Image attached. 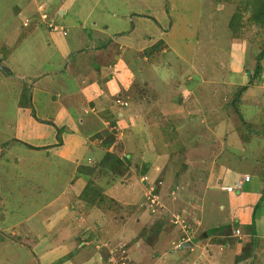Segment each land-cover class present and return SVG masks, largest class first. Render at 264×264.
<instances>
[{
  "label": "rangeland",
  "instance_id": "obj_1",
  "mask_svg": "<svg viewBox=\"0 0 264 264\" xmlns=\"http://www.w3.org/2000/svg\"><path fill=\"white\" fill-rule=\"evenodd\" d=\"M69 1L66 2L68 12L65 16H61L63 20L55 21L52 17H48L47 20L42 18L44 21L38 25L37 31L34 32L35 29H33V33L25 35L24 40L20 39L14 46V61L11 60L12 63L7 61V66L12 73L7 74L0 70V197L4 198L3 208L7 211L4 213L2 209V215H0V240L18 241L14 235V228H11L12 224L23 220L26 218L24 216L49 203V200L54 199L63 190L68 181V176L56 166L58 163L45 159L44 150H31L32 153L26 151L28 149L21 144L15 143L17 137L14 136L13 140L12 132L6 125L15 120L16 102L31 107L29 100L34 82L47 74L51 77L55 76L49 86H46L52 93L50 98H55L58 94L59 102L68 106L72 112L71 107L81 101L79 88L86 75H84L85 64L90 65L96 61L86 45L102 43L103 40L105 43H113L110 42L112 39L123 42L122 39L117 40L118 34L123 29H131L133 23H137L139 12L144 11V14H149L147 10H144L145 5L151 6L155 4V1L159 3L162 0ZM215 1L227 3L223 12L216 11V8H211L209 11L205 8V5L207 7L209 5L204 0H174L176 8L171 13L172 20L165 16L163 22L168 24L175 22L178 29L170 30L167 25L160 29L152 28V26L141 28L139 25L140 28L136 32L139 39L150 37L154 40L159 33L164 39L157 40L152 49L150 48L153 55L148 57L152 60L151 68L159 69L157 70L161 72L164 82L160 86L161 90L156 89L151 91V94L149 90L146 92L153 100L150 103L151 112L147 114L146 122L149 125L157 122V127L160 128L158 131L160 139L153 137L141 139L145 143L142 147L133 139L128 142V138L137 134L130 122L127 133H122L123 135L113 142L114 146L111 145L110 149L108 146H102L104 154L94 163V168L99 170L100 176L102 175L100 186L106 188L109 184H115L116 187L123 188L125 191L122 195L125 201H121L118 194L115 196L111 194V197L108 196L113 201L110 209H114L115 213L113 215L104 213V216L101 213V216H96L100 208L91 205L86 209V203L80 198L77 199L73 192L66 191L59 198L58 207L66 205L69 209L67 212L66 208H63L64 210L61 211L63 217L66 213L67 219L78 217L88 227L96 224L104 228L99 243L111 246L112 243L106 239L112 240L115 250L111 252L116 254V257L127 255L129 261L130 258L131 261L137 259L135 249L130 251L127 249L136 233H138L136 238H141L143 243L151 246L150 254L157 256L164 252V255H170L172 247L180 249L182 245L178 247L176 246L178 244H172V241H176L186 232L189 235L194 234L197 239L205 233L203 237L209 239L206 243L212 244L209 250H213L212 254L215 256L211 264H264V204L261 206L259 202L264 199V90L249 89L252 95L246 91L248 89L246 86L251 80L264 75V26L253 21L254 24L249 23L252 13L250 9L259 10L262 1L258 3L255 0H235V4L242 10L231 4L233 0ZM1 3L0 8L4 9L3 2ZM162 5H165L164 8L167 10L166 2ZM231 19L234 25L236 23L234 21L238 19L236 30L230 28ZM195 20L198 23L197 28ZM149 21L152 20L149 19ZM55 25L65 29L66 34L63 36L60 32L53 31L57 28ZM96 29L103 34L96 33ZM8 30H0V37ZM166 32L170 33L167 37H165ZM122 33L125 34L124 31ZM52 36L58 37L57 47L60 52L64 47L70 49L64 58L58 56L57 50H53ZM167 42L176 49V56L171 53L172 58L176 57L174 64L167 60V56L170 55L168 51L165 53V50H170ZM125 43L135 50L139 48L135 42ZM3 45L4 43L0 44V48ZM116 48V44L114 47L108 45V59L104 58L103 63H111L112 54H116ZM7 50H9L8 47L2 48L1 61L6 62V55L3 52ZM135 50L128 53L134 54ZM73 51L76 52V56L72 53ZM251 54L253 57H250ZM46 55L47 59H45ZM38 57L41 59L37 61ZM225 58L226 61L223 64ZM164 62L172 64L167 72H165L167 66ZM98 63L102 61L99 60ZM235 65L238 68L237 72L243 71L244 74L233 73L232 68ZM25 66H28L30 71L25 78H18L16 75L26 74L27 70L23 69ZM256 67L259 68L255 72ZM249 71L250 75H248ZM136 72L137 67H134V73ZM138 76L142 77L141 79L147 77V70L146 73L141 72ZM262 79L259 80L263 81ZM241 80L244 82L241 83ZM43 81L47 82L45 79ZM238 82L241 83L239 88L236 87ZM142 85L143 83L136 81L132 93L137 94L142 89L147 90L142 88ZM42 86H45L42 82H35L36 88H42ZM241 93L244 94L240 104L248 102L252 106L251 111L245 110V105L238 108L236 101ZM77 95L78 97L74 98ZM162 102L170 104L169 107H172L173 111L161 114L159 108H156L158 110L154 112L155 107H159ZM174 104L178 111H174L176 110ZM250 106L246 105V108L250 109ZM253 106L259 108L258 113L253 112ZM137 115L141 114L137 113ZM91 120L89 119L88 125L90 127L95 124V122L92 124ZM45 122H48L52 129L57 128L52 120ZM163 136L166 137L167 142L160 141ZM109 137L111 138L109 135L103 142L108 143ZM127 143L135 144L134 149L141 150V156H137L139 152H133V155L131 152L126 153V155L130 154L127 158L129 165L121 151L124 147H130ZM4 150L5 153H3ZM115 151L116 156L120 155L119 158L124 162L117 164L114 169H109L105 155L113 154L112 152ZM13 153L14 158L11 161ZM17 155L21 156L22 162L17 163L15 159L18 158ZM144 160L150 161V165L154 164V160L160 161L156 170L153 168L154 179L148 180V183L146 180V182L142 181L139 176L143 170ZM64 163L68 167V172L70 168L73 170L72 163ZM80 165L76 167V175L77 179L80 178L85 185L89 180L92 181L91 175H87L86 180L85 175L78 171ZM130 165L134 173L126 176L124 174ZM227 168H230L232 172L227 171ZM30 174L33 175L30 176ZM252 175H256L252 184H256V181L260 187L257 191L258 196L255 199L252 198L253 200L247 206L234 207L230 200L236 202L233 198L243 193ZM245 176H248L249 180L242 184L238 192L227 191V187L233 185L235 179L244 180ZM128 187L134 193L130 192ZM257 203H259L258 207L254 208ZM241 207L247 209L242 214L239 211ZM129 211L133 213L139 211L140 214L149 215L147 219H150V222L144 227L145 217L142 215L140 219L142 226L134 228L127 224L124 227L122 225L124 213ZM246 213H250L249 219L247 215L245 216ZM253 215L255 232L252 233L248 225ZM108 217L111 218L110 223H108ZM39 218V215H35L31 220L39 221ZM160 220L166 222L162 231L165 234L155 238L152 236L154 241L148 244L145 236L142 235V229L152 227ZM137 223L140 225L139 221ZM220 225H223L221 232L223 236L220 237V239L223 238V243L216 241L218 236H215V232H210L212 228L220 227ZM137 229L139 232L136 231ZM94 231L95 229L92 230ZM105 233H107L106 236ZM168 235L169 239H166ZM152 237L148 239L153 240ZM25 242L27 240L24 239L23 243ZM242 247L245 249L244 254H248L249 260L246 259V261L249 262L247 263L245 259L235 261L237 255L241 254ZM18 249V246L11 242L7 247H0V252L3 253L6 250L14 252ZM168 255L165 260L169 262ZM149 256L140 264H152L153 262L149 260L151 255Z\"/></svg>",
  "mask_w": 264,
  "mask_h": 264
},
{
  "label": "crops",
  "instance_id": "obj_2",
  "mask_svg": "<svg viewBox=\"0 0 264 264\" xmlns=\"http://www.w3.org/2000/svg\"><path fill=\"white\" fill-rule=\"evenodd\" d=\"M4 1L5 0H0V6H2L1 2H3L4 6V9L0 8V30H9L1 35L0 44L4 43L2 47H8L10 51L5 56L6 62L3 60L1 61L0 59V70L4 73L10 74L12 71L10 70V67L7 66V61H10V63L14 61V46L18 44L20 39L24 40L25 35L33 33V29H35L34 32L37 31L38 25H41L44 20L48 19V17H52L55 21L62 19L61 16H65L69 10L66 6V2L70 1L7 0L5 2L6 4ZM173 1L174 0H162L159 3H156L155 1V4L151 6L145 5L144 10H147L149 14H144V11L139 12L137 23H133L131 29H123L122 32L124 31L125 34L122 32H116L119 33L117 40L121 41L122 39L123 42H118L115 39H112L113 41L110 40V42L113 43H105V40H103L102 43H91L90 45H86V48L92 52L96 61H93L90 65L85 64L86 71L84 75H86L81 87L79 88L81 101L79 103H75V105L71 107V109H73L72 112L68 109V106L59 102L57 99L58 94L55 95V98H50L52 93L49 92V89L46 88V86H49L55 76L51 77L47 74L46 76L39 77L36 80L37 82H42V84L45 85L42 86L43 89L39 87L36 88V81L34 82L29 100L31 107H28L25 104L20 105L18 101L16 102L17 105H15L14 108L15 120L6 125V127L12 132L13 140L17 137L15 143H19L23 147L27 148L28 150L26 151L36 149L44 150L46 152L45 159L53 161V163H58L56 166L64 171V175L68 176V181H66L63 190L56 197H54V199L49 200V203L42 206V208L38 207L29 215L24 216L26 218L23 220L12 224L11 228H14V235H16V239H18V241H11L10 239L0 240V247H7V245L11 244V242H14V245L18 246L19 249L14 252H9L8 250L3 253L0 252V264H140L144 258L150 257L149 255H151V259L149 260L153 262L152 264H211V262L214 261L215 256L212 254L213 250H209L212 244L206 243L209 239H204V235H201V238L199 239L195 238L194 234L189 235L186 232L180 235V238L176 241H172V244H190L186 247H181L180 249L172 247V250H170L171 254H167L169 258L168 262L165 260L167 255H164V252L160 255L157 254V256H159L158 258H156L157 256H155V254H150L151 252L149 250L151 246L143 243L141 238H136L138 234L136 231L139 232L138 229L135 231L136 234L132 237L131 243L127 246L128 251L135 249V258L137 259L131 261L130 258L129 261L127 255L123 257H116V254L114 255L112 253V250H115V245H113L114 242L112 240L106 239V241L112 243L111 246L110 244L99 243V240L103 235L104 228L102 229L100 225L96 224L93 225L94 228L93 226L88 227L83 224V221L78 217L67 219V214L65 213V216L63 217V214L61 213V211L64 210L63 208H66V205L58 207L60 205L58 203L59 198L61 195L66 193V191H70L71 193L73 192L78 199L80 192L86 185H83L80 178L77 179L78 176L76 175V167L80 164H86V166L94 167V163L97 162L104 154V147L108 146L110 149L114 146L113 142H115L119 136L123 135L122 133L126 132L128 124H131L130 122H132V127L137 131V134L132 136L130 139L128 138V142L133 139L142 147L145 143L144 140L141 139H149L150 137L160 139V132H158L160 128L157 127V122H152L151 125L146 122V116L149 112H151L150 103L153 102L151 96L149 95V97L146 92L149 90L151 94V91H155L156 89L161 90L160 86H162L164 82L162 76L160 75L161 72L159 73L158 71L159 69H152V60L148 59L150 55H153L152 52H150V48L156 44L157 40L162 41L164 39L160 37V33L158 36L159 38L157 37L154 40L150 37L146 39H139L138 36H136V32L140 26L141 28H144L145 26H152V28L159 27L160 29L167 25L170 30L178 29L175 22H170L169 24L163 22V17L165 18V16H168L172 20L171 13L176 8ZM163 2H166L167 10L164 8L165 5H162ZM204 2H207L209 5L208 7L205 5V8L209 9V11L211 8H216V11L223 12L227 6L226 2H214V0H204ZM235 3V0L231 1V4L235 5V8L238 7L242 10V8ZM250 10L252 11V8ZM42 14H46V18L44 20L42 19ZM149 19L152 21H149ZM249 23L254 24L252 20ZM195 24L197 28L198 23L196 20ZM208 25H210V22H208ZM56 27V30L53 31H58L63 36L66 34L65 29L59 26ZM26 29L30 30L25 31ZM95 32L103 34V32L99 31V29H96ZM168 35H170V33H167L165 37ZM57 38L58 37L51 38V40H54L53 50H57L58 56L64 58L70 49L64 47L63 51L60 52L57 47ZM125 42H135L138 44L139 48L135 50ZM115 44L117 45L116 54H112L113 57L111 63H103L104 58L108 59V45L114 47ZM167 44L170 47V50H165V53L168 51L170 54L167 56V60L170 61L169 63L174 64L176 62V57L172 58L171 53L173 56H176V49H173L174 47L170 44V42H167ZM49 45L50 44H48V46ZM134 50V54L128 53V51ZM1 53L2 52H0V55ZM72 53L76 56V52L73 51ZM47 55L45 59L48 58ZM250 57H253V55L251 54ZM40 59L41 58L38 57L36 60L38 61ZM99 60H101L102 63L99 64ZM225 61L226 58L223 64ZM218 62L221 67L220 59ZM169 63L164 62V65L167 66L165 72L169 71L171 68L172 64L170 65ZM134 67H137L136 73H134ZM23 69L27 70L26 74L21 73L20 69L19 72L21 75L15 74L18 78H25L30 71L28 66L23 67ZM146 70L147 77L141 79L142 77H139L138 74L141 72L146 73ZM237 70L238 68L235 65L232 68V72L236 74H244L243 71L237 72ZM250 74L251 72L249 71L248 75ZM261 78L264 79V75H260L258 79L251 80L249 84L250 87H248L249 85L246 86V88H248L246 91H248L250 95L253 93L250 92L249 89L264 90V80H259ZM43 79L47 82L44 83L45 81H43ZM136 81L138 83H143L142 88H147V90L142 89V91L140 90L137 94L132 93V88L135 86ZM243 82L244 81L241 80V83ZM241 83L238 82L236 87L239 88ZM233 85L234 83L232 86ZM243 94H240L236 104L238 105V108L245 105L244 109L251 111L252 106H250L248 102L240 104ZM77 97L78 95L74 98ZM174 105L176 107V110L174 111H178L176 104ZM246 105H249L251 108H246ZM169 106L170 104L162 102L159 107H155L156 111L154 112H157L158 109L156 108H159V111L162 112L161 114L164 112L169 113L170 111H173L172 107ZM253 107V112L258 113L257 111L259 108L257 106ZM137 113L141 115L139 116ZM89 119H92V124L95 122V124L91 127L88 126L90 123ZM49 120H52L57 125V128L55 127L52 129L50 127L51 125H49L48 122H45ZM59 126H61L60 131ZM65 126H67L66 129L64 128ZM109 135L111 136V138L109 137V142L106 143L104 141V143L103 140ZM160 141H164V138ZM134 145L135 144H128L127 146L130 147H124L121 150L123 152L122 156L128 158L130 154L126 155L127 152H131L132 155L133 152H139L137 156H141V150L137 151L136 148L134 149ZM31 152L33 153V151ZM3 153H5V150ZM112 153L115 154L116 151ZM117 156L119 157L120 155ZM13 158L14 153L11 157V161H13ZM15 159L17 163L22 162L23 160L21 156H18V158ZM154 161L153 165H150V161H143L142 164H145L143 168L146 171L141 170L142 173H140L139 176L142 181H147L148 183V180L154 179V176L152 175V171H154L153 168H157L160 164V161ZM64 162L72 163L73 170L70 168L71 170L68 172V167H66V163ZM12 168L13 165L11 164V169ZM98 171L95 170V172L90 176V179L101 187L100 184L102 178L100 179V177L102 175L100 176ZM132 171V165H130L124 175H132L134 173H132ZM227 171L232 172L230 168H227ZM31 175L33 174H30V176ZM85 177L87 180V175H85ZM255 177L256 175H252L251 181L247 186H245L243 193H239L235 198H233L236 201L235 203L230 200L231 205H234V207H238L239 205L247 206V204L253 200L252 198L255 199L258 196L257 191L260 187H258V183L256 181V184H252ZM250 184H252V186ZM128 188L130 192L134 193L130 190V187ZM102 190L107 197L111 194L114 196L118 194L121 197V201H125V198L122 195V192L125 190L119 186L116 187L115 184H109L106 188H102ZM3 199L4 198L0 197V215H2V209H4V213H7L5 210L6 208H3ZM259 202L262 206V204H264V199ZM24 208L25 207H23V209ZM65 210L67 212L69 211L68 208ZM245 210L247 209H243L241 207L239 209V211H241L240 214H242ZM98 211L99 212H96V216H101L102 214L104 216V213L107 215H113L115 213L114 209H110V207L105 210L100 209ZM240 214L239 216L237 215L239 218ZM249 214L250 213L245 214L248 219ZM35 215H39V221L31 220V218ZM124 215L125 216L122 221V225H124V227L127 224L131 225V227L134 226V228L142 226L140 221L142 215L145 217V220L143 221L144 227L146 226L145 224L150 222V219H147V216L149 215L146 216L142 213L140 214L139 211L136 213L129 211L128 213H124ZM107 219L108 223H110L111 221L109 220L111 218L108 217ZM138 221L140 225L137 223ZM94 229L95 231L92 232ZM192 231L194 233V230ZM106 234L107 233H105V236ZM161 234H165V232H161L158 236ZM24 239L27 240V242L23 243ZM166 239H169V235ZM133 245L134 248H132Z\"/></svg>",
  "mask_w": 264,
  "mask_h": 264
},
{
  "label": "trees",
  "instance_id": "obj_3",
  "mask_svg": "<svg viewBox=\"0 0 264 264\" xmlns=\"http://www.w3.org/2000/svg\"><path fill=\"white\" fill-rule=\"evenodd\" d=\"M255 1H257L258 3H260V1H262V3L260 5V7H259L260 8L259 10H256L254 8L252 9V13H251V17L250 18H251V20L253 22L261 23L264 26V0H255ZM234 22H236L235 25L233 24V20L231 19L230 28L232 30H236L235 26H236V24L238 22V19L235 20ZM2 48H1V52H2ZM9 51H10V49L5 51V52H3L4 55H7ZM258 68L259 67L255 68V72L257 71ZM19 104L21 105L22 103L19 102ZM163 138H164V141H165L166 137L163 136ZM165 142H167V141H165ZM105 157H106V160L108 161V163H106V164H107V167H109V169H114V167L117 164H119V163H121L123 161L122 159H120L115 154H106ZM126 160L128 161L127 158H126ZM127 164L129 165V161H128ZM144 166H145V164L143 165V167ZM95 170H96V168L89 167V166H86V165H80L78 167V171L80 173L84 174V175H92L95 172ZM143 170H145V169L143 168ZM79 198L86 203V206H87V208L85 207L86 209H88L91 205H95V206H97V208L105 210L106 208L110 207L111 203H113V201L109 197H107L106 195L103 194L102 188L99 187L97 184H95L94 182H92L90 180L87 182V184L84 186V188L80 192ZM258 205H259V203H257L254 208L258 207ZM163 221L160 220V221L154 223L152 225V227L150 226L147 229H142V235L145 236V239L147 240L146 242L148 244H151L154 241V238L157 237L164 230V226L166 225V222L165 221L163 222ZM253 221H254V215L252 216L251 223L248 225V226H250L249 228H251V232L252 233L255 232L254 229H253V226H254ZM245 225H247V224H245ZM222 231H223V225H220V227L218 226L216 228H212L210 230L211 233L215 232V236H218L216 238L217 242H222L223 243V241H224L223 238L220 239V237L223 236L221 234ZM224 235H227V234H224ZM152 236H154V238ZM150 237H152L153 240L152 239H148ZM252 243L254 244V239H253ZM243 251H245V249L242 247L241 254L237 255V257L235 258L236 262L240 261V260L242 261L244 259L246 261V259H248V254H244L245 252H243ZM248 260L246 261V263L249 262Z\"/></svg>",
  "mask_w": 264,
  "mask_h": 264
},
{
  "label": "built area",
  "instance_id": "obj_4",
  "mask_svg": "<svg viewBox=\"0 0 264 264\" xmlns=\"http://www.w3.org/2000/svg\"><path fill=\"white\" fill-rule=\"evenodd\" d=\"M42 18L43 19H45L46 18V15L45 14H43L42 15ZM249 180V177L248 176H245L244 177V180H240V179H238V180H234V182H233V185H229L228 187H227V191H239L240 189H241V186H242V184L245 182V181H248ZM181 244H178L177 246L179 247Z\"/></svg>",
  "mask_w": 264,
  "mask_h": 264
},
{
  "label": "water",
  "instance_id": "obj_5",
  "mask_svg": "<svg viewBox=\"0 0 264 264\" xmlns=\"http://www.w3.org/2000/svg\"><path fill=\"white\" fill-rule=\"evenodd\" d=\"M205 233H203V235H204ZM190 243H184V244H182L181 245V247H186V246H188Z\"/></svg>",
  "mask_w": 264,
  "mask_h": 264
}]
</instances>
